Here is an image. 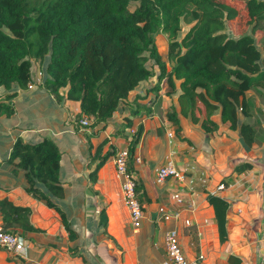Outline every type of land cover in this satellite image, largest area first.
Instances as JSON below:
<instances>
[{
	"label": "trees",
	"instance_id": "obj_1",
	"mask_svg": "<svg viewBox=\"0 0 264 264\" xmlns=\"http://www.w3.org/2000/svg\"><path fill=\"white\" fill-rule=\"evenodd\" d=\"M233 18L245 22L237 35L226 29ZM259 29H264V0H0V114L15 112V88L28 86L38 62L45 88L57 99L78 103L71 122L76 130L82 128L89 163H94L90 184L117 152L114 139L129 136L127 128H134L127 144V170H136L141 120L160 110L162 81L163 93L171 98L165 116L177 134L190 120L207 137L225 133L230 139L240 136L247 146L261 145L264 126L256 96L264 105V38L259 43L253 35ZM159 34L166 36L165 55L157 45ZM152 77L139 93L140 82ZM116 112L118 122L106 135ZM83 117L89 122L82 123ZM182 138L195 143L186 134ZM61 155L48 136L31 142L17 135L7 160L24 170V188L58 211L74 239L77 233L56 201L65 195ZM251 166L240 161L233 171ZM199 190L214 209L224 241L229 202L205 184ZM135 192L143 210L151 197L136 179ZM30 212L28 205L0 198V222L7 230H41L30 222ZM102 216L106 220L104 209ZM232 258L241 264L230 254Z\"/></svg>",
	"mask_w": 264,
	"mask_h": 264
},
{
	"label": "crops",
	"instance_id": "obj_2",
	"mask_svg": "<svg viewBox=\"0 0 264 264\" xmlns=\"http://www.w3.org/2000/svg\"><path fill=\"white\" fill-rule=\"evenodd\" d=\"M31 78L26 88H15V112L10 116L0 114V198L28 205L30 222L41 230L18 229L25 242L22 255L0 250V264H156L165 257L164 233L170 227L178 229L188 258L203 253L205 264H234L235 258L229 259L232 254L241 264H264V142L247 146L240 136L230 140L222 133L223 141H218L222 147L218 149L219 162L212 163L210 154L206 156L201 150L197 151L182 138L186 134L193 139L195 132L190 124L198 126L199 136L205 135L198 124L186 120L185 127L176 133V125L165 116L171 98L162 93L161 88V109L142 118L143 130L136 144V170L132 174L134 179L144 183L151 201L144 203L141 224L134 229L113 157L99 167L96 180L90 184L89 171L94 163H89L82 128L76 130L71 122L78 103L64 97L57 99L49 92L43 84L39 64H33ZM144 82L147 84L143 80L140 85ZM140 90L137 88L138 92ZM260 108L264 126V105ZM113 122L106 127L108 131L104 130L106 135L112 130ZM133 130L126 129L128 134ZM130 134L127 138L114 139L118 149L127 147ZM17 135L31 142L48 136L59 146L62 153L59 174L65 181V195L56 201L77 233L74 239L69 238L58 211L24 188V170L7 160ZM213 137H209L211 143L215 142ZM167 157L173 158L188 176L194 177L193 171L200 168L198 164L210 170L211 177L215 175L213 182H210L211 177L208 179L206 187L229 202L224 241L219 239L214 209L205 193L199 190L201 181L195 177L193 183L173 178L156 182V168ZM244 160L252 166L241 172L233 171V166ZM223 177L226 186L216 189L214 183ZM174 190L181 193V201L171 197ZM158 204L160 210L153 219L149 210ZM101 209L106 220L101 217ZM165 209L179 210V217L171 215L164 219ZM80 253L86 256V261Z\"/></svg>",
	"mask_w": 264,
	"mask_h": 264
},
{
	"label": "built area",
	"instance_id": "obj_3",
	"mask_svg": "<svg viewBox=\"0 0 264 264\" xmlns=\"http://www.w3.org/2000/svg\"><path fill=\"white\" fill-rule=\"evenodd\" d=\"M81 122H89L88 117H83ZM127 159V147L119 148L113 156L116 173L121 179L123 198L129 209L133 228L137 229L141 224L143 210L142 205L136 196L134 176L127 170ZM155 172V180L157 183H162L168 178H173L178 181L188 180L189 183H193L195 178L192 175L188 176L186 174V170L177 167L175 160L168 157L157 166ZM225 186L224 180H218L215 183L216 189H222ZM171 197L177 201L182 200L181 193L178 190L172 191ZM179 213L180 211L177 209H173L171 211L165 209L162 213V217L167 219L172 215L178 218ZM185 222L188 223L189 220L185 219ZM0 247L8 250L12 254L21 256L25 247L24 237L18 231L5 229L0 222ZM164 250L165 257L156 264H205V256L203 253H198L193 258H188L185 255L181 246L179 231L175 227L167 228L164 233Z\"/></svg>",
	"mask_w": 264,
	"mask_h": 264
},
{
	"label": "rangeland",
	"instance_id": "obj_4",
	"mask_svg": "<svg viewBox=\"0 0 264 264\" xmlns=\"http://www.w3.org/2000/svg\"><path fill=\"white\" fill-rule=\"evenodd\" d=\"M244 23L245 22H244V19L243 18H233V19L227 20V28L226 29L230 33H232L233 35H237V34L240 33V31H241L240 29L243 27ZM253 35L256 38V40L260 43L261 40L264 38V29L256 30L253 33ZM156 40H157V45H158L159 49L165 55V52H166V36L163 35V34H159L157 36V39ZM33 64L38 65L39 63L38 62H34ZM154 80H155V77H152V78L148 79L147 80V85L150 84V83H152ZM145 85L146 84L144 82L141 85V87H139L141 89L139 93H143L142 90H143V86H145ZM161 88H163L164 90L166 89V83H165V81H162L161 82ZM163 91H162V93H163ZM256 101H257V103H259V105H261V102L262 101H261V98L259 96H256ZM198 113L202 114L203 111L201 110ZM118 115H119L118 112H116V115H115L114 119L112 120V121H114L113 123H117L118 122V117H119ZM190 126L192 127V129H194V132H195V134L193 135V139H194L193 141L195 142L194 145H193V147H195L197 151L201 150L202 152H204V154L206 156H207V154H210L211 157H209V159L211 160L212 163H215L216 164L217 162H219V159H218L219 158V156H218V149L222 150V147H220L221 144L218 143V141L219 142L223 141L222 140L223 138H221V134L213 133L212 137L214 136L213 138H214L215 142L214 143H211L212 141H210L209 137H207L206 134L205 135H202V136H199V133H200L198 131L199 128H197V130H196V127H198V126H196L194 124H190ZM222 127H225V124H223ZM105 131H108V128H106ZM172 133H173V131H172ZM167 136H168V134H167ZM236 139H237V137H235V139H230V140H236ZM198 166H200V168L198 167L199 168L198 169L195 166L196 167V168L194 167L195 168V171H193L194 173L193 172L192 173L194 174V177H196L198 181H201L202 184H205L206 185L208 183V179L211 177L210 170H207L204 166L201 167V165H199V164H198ZM221 170L222 169H220V168L217 169L218 172H220ZM214 173H215V171L212 172V174H214ZM214 176L215 175H212V177L210 179V182H213L214 181V179H215ZM0 250H5V249L2 248V247H0ZM5 251L7 253H10L7 250H5ZM13 255L14 256H17L15 254H13ZM6 259L9 260L10 257L7 255L6 256Z\"/></svg>",
	"mask_w": 264,
	"mask_h": 264
},
{
	"label": "water",
	"instance_id": "obj_5",
	"mask_svg": "<svg viewBox=\"0 0 264 264\" xmlns=\"http://www.w3.org/2000/svg\"><path fill=\"white\" fill-rule=\"evenodd\" d=\"M159 210H160V204H158L155 209H150L149 214H150L151 218L154 219L155 216L159 213Z\"/></svg>",
	"mask_w": 264,
	"mask_h": 264
}]
</instances>
